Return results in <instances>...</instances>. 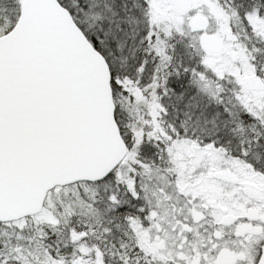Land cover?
<instances>
[{
  "label": "snow or ice",
  "instance_id": "snow-or-ice-1",
  "mask_svg": "<svg viewBox=\"0 0 264 264\" xmlns=\"http://www.w3.org/2000/svg\"><path fill=\"white\" fill-rule=\"evenodd\" d=\"M0 264H264V0H0Z\"/></svg>",
  "mask_w": 264,
  "mask_h": 264
}]
</instances>
